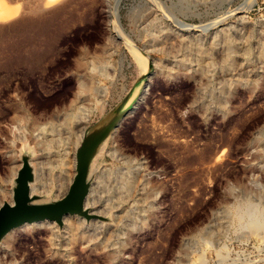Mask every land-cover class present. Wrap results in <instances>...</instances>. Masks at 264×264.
I'll use <instances>...</instances> for the list:
<instances>
[{
	"label": "rangeland",
	"instance_id": "rangeland-1",
	"mask_svg": "<svg viewBox=\"0 0 264 264\" xmlns=\"http://www.w3.org/2000/svg\"><path fill=\"white\" fill-rule=\"evenodd\" d=\"M45 1L0 0V205L25 152L64 194L85 127L152 73L92 164L107 220L25 222L0 264H264V0H119L118 28L116 0Z\"/></svg>",
	"mask_w": 264,
	"mask_h": 264
},
{
	"label": "water",
	"instance_id": "water-1",
	"mask_svg": "<svg viewBox=\"0 0 264 264\" xmlns=\"http://www.w3.org/2000/svg\"><path fill=\"white\" fill-rule=\"evenodd\" d=\"M138 49L142 54L145 53L141 48ZM151 73L152 59L148 58V70L145 69L138 75L134 85L108 112L91 126L85 127L75 150L74 175L66 192L58 198L40 201L43 197L32 192L31 182L35 179V172L31 155L27 152L21 154V164L14 176L11 200H4L0 205V243L12 228L25 222L49 219L55 220L61 227L64 216L68 214L83 216L86 221L93 218L107 220L106 215L91 212L85 205L91 187L92 164L104 142H107L121 121L136 108L141 97L136 95L137 85L144 82Z\"/></svg>",
	"mask_w": 264,
	"mask_h": 264
},
{
	"label": "bare ground",
	"instance_id": "bare-ground-1",
	"mask_svg": "<svg viewBox=\"0 0 264 264\" xmlns=\"http://www.w3.org/2000/svg\"><path fill=\"white\" fill-rule=\"evenodd\" d=\"M28 1V0H27ZM31 1V0H30ZM26 2V1H25ZM39 2V1H38ZM52 2H54V0H46L45 1V4H50V3H52ZM75 2H76V0H75ZM118 2H119V0H116L115 1V3H114V5L112 6V10L110 11V15H111V17H112V19H114L115 20V25H116V27L118 28V26L120 25V23H119V20H118V16L116 15V12H117V8H118ZM24 3V2H23ZM31 3H33V2H31ZM35 3V2H34ZM55 3V2H54ZM40 4V3H39ZM38 4V5H39ZM32 5H34V7H35V5L36 4H31L30 5V8H32L33 6ZM37 5V6H38ZM28 6V5H27ZM32 6V7H31ZM43 6V5H42ZM46 6V5H45ZM25 7V6H24ZM47 7V6H46ZM27 8H29V7H27ZM39 8H40V6L37 8H32V9H30V11L32 12V13H36L38 10H39ZM41 8H43V7H41ZM65 9V8H64ZM8 12H9V10H8V8H7V6L5 5V3L4 2H0V18H3L4 16H8L7 14H8ZM108 14V13H107ZM108 17V16H107ZM29 22H33V21H31V20H29ZM35 22V21H34ZM50 32H51V30H50ZM180 35V34H179ZM44 37V36H43ZM41 39V38H40ZM40 41V40H39ZM31 42H33V41H31ZM38 44V43H37ZM26 45H27V43H26ZM37 47V46H36ZM27 48V47H26ZM176 53V52H175ZM238 207V206H237ZM240 208V207H239Z\"/></svg>",
	"mask_w": 264,
	"mask_h": 264
}]
</instances>
